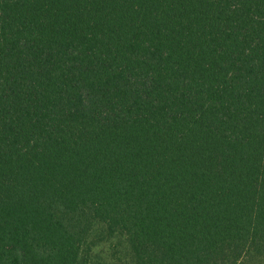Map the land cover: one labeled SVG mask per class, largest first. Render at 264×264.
<instances>
[{
    "label": "trees",
    "instance_id": "obj_1",
    "mask_svg": "<svg viewBox=\"0 0 264 264\" xmlns=\"http://www.w3.org/2000/svg\"><path fill=\"white\" fill-rule=\"evenodd\" d=\"M264 264V0H0V264Z\"/></svg>",
    "mask_w": 264,
    "mask_h": 264
},
{
    "label": "rangeland",
    "instance_id": "obj_2",
    "mask_svg": "<svg viewBox=\"0 0 264 264\" xmlns=\"http://www.w3.org/2000/svg\"><path fill=\"white\" fill-rule=\"evenodd\" d=\"M250 264H254L253 261H251Z\"/></svg>",
    "mask_w": 264,
    "mask_h": 264
}]
</instances>
